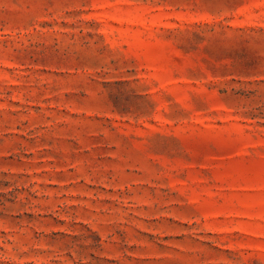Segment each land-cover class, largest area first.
Wrapping results in <instances>:
<instances>
[{"label": "rangeland", "instance_id": "1", "mask_svg": "<svg viewBox=\"0 0 264 264\" xmlns=\"http://www.w3.org/2000/svg\"><path fill=\"white\" fill-rule=\"evenodd\" d=\"M0 264H264V0H0Z\"/></svg>", "mask_w": 264, "mask_h": 264}]
</instances>
